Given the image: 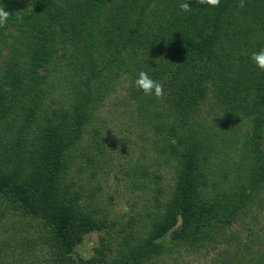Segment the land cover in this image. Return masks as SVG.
<instances>
[{
	"label": "trees",
	"instance_id": "1",
	"mask_svg": "<svg viewBox=\"0 0 264 264\" xmlns=\"http://www.w3.org/2000/svg\"><path fill=\"white\" fill-rule=\"evenodd\" d=\"M181 2L0 0L10 13L0 27V264L106 260L113 241L104 235L95 256L71 258L77 222L81 231L116 233L109 264L206 250L218 236L235 237L238 223L247 232L236 264H264V71L250 59L264 49V0H244L243 8L240 0L215 8L188 0L189 12ZM141 71L163 85L162 97L136 89ZM120 86L138 137L150 141L124 160L133 183L149 187L133 217L143 218L145 233L135 220L114 229L102 219L108 215H78L82 188L69 176L77 150L92 171L107 162L101 129L89 128ZM149 159L172 168L163 196L153 186L160 174L148 185L137 176L148 175ZM11 214L31 217L41 233L28 238L12 223L8 234ZM42 237L45 252L36 248Z\"/></svg>",
	"mask_w": 264,
	"mask_h": 264
},
{
	"label": "rangeland",
	"instance_id": "2",
	"mask_svg": "<svg viewBox=\"0 0 264 264\" xmlns=\"http://www.w3.org/2000/svg\"><path fill=\"white\" fill-rule=\"evenodd\" d=\"M123 94V87L120 86L101 108L99 118L95 124H92L89 128L90 132L95 130V126L101 129V135L104 137L105 145L110 151V154H107V162H104L102 158H100L99 160H102L98 163L100 166L92 171L91 168L86 167V162H81L80 150H77V157L73 161L69 176L73 177L74 181L77 183V187L82 188L81 199L79 201L81 207L78 215L80 214L85 217L86 213L82 211L83 209H85V211L91 209L96 216L108 215L109 218L102 219L110 223L114 222V229L121 226L129 227L135 220L136 229L138 231L135 230L137 233H145V229L141 227L144 223L140 222L143 218L133 217H138L142 206L146 203V200L148 201L149 192L146 190H148L149 187L146 186L144 182L133 183L134 179L128 173V161L124 162V160L127 158V155L131 153L133 158H138V156L142 154L143 145L147 148L150 147V141L149 139L141 140L138 137L140 127L134 121V117H131L133 107L127 105V103H122L121 97ZM88 137L91 141L92 138L87 130V134L82 140L85 146L88 144ZM123 150L126 155L122 153ZM147 152L151 156L156 155V152L152 150H148ZM154 173L160 174V177L159 182L154 183L153 186L155 188L158 186L164 187V192L161 194L163 196L165 192L171 190L173 186L172 168L164 164L153 167L150 163L148 175L140 176L137 174V176L142 180H147L148 185V179H151ZM117 216L121 218H114ZM8 218H10L6 225L9 228L8 234L12 232L10 228L12 227V223H14V227L20 229V235L23 234L24 236H28V238L37 236L41 233L37 221L28 219L31 217L11 214ZM245 218L250 220L249 215ZM114 219H117V223ZM258 219L261 223V227L262 224H264V214L260 215ZM251 227L256 229L258 226L251 224ZM230 230L236 233L235 237H227L226 235L218 236L206 250L192 251L177 248L149 264H215L214 261L216 264L217 262L219 264H236V259L238 260V258L244 256L242 253L244 250L242 241L247 231L246 229H241L238 223L231 226ZM45 232L47 238L50 234V230L45 229ZM123 233L125 234V232ZM103 235L106 236L107 239L113 241V245H111L113 249L107 251L108 255L106 256V260H99L96 264H109L108 260L112 258L114 256L113 254L117 251L116 242L118 240H115L116 233H114V235H105L103 230L96 229L91 230V232L81 231L78 227V222L74 224L73 229L70 231V239H72L74 244L71 258L76 261L78 258L87 259L95 256L96 248L102 246L103 240L101 236ZM42 238L43 239L38 242L36 248L38 251L44 250L45 252L48 243H46L45 237ZM107 239H105V242L108 245L110 242ZM236 254L238 255L235 258ZM11 261L12 258L10 259V262Z\"/></svg>",
	"mask_w": 264,
	"mask_h": 264
},
{
	"label": "clouds",
	"instance_id": "3",
	"mask_svg": "<svg viewBox=\"0 0 264 264\" xmlns=\"http://www.w3.org/2000/svg\"><path fill=\"white\" fill-rule=\"evenodd\" d=\"M197 3L215 8L219 6L220 0H197ZM244 6V0H240L238 7L243 8ZM179 7L184 12H189L191 10L188 0H182ZM9 16L10 13L5 11L4 7H0V27H5L7 25ZM250 59L257 68L264 71V49H261L258 52H253ZM134 84L136 89L141 90L145 95L160 98L164 94L163 85L157 80L151 78L145 71L139 72Z\"/></svg>",
	"mask_w": 264,
	"mask_h": 264
}]
</instances>
